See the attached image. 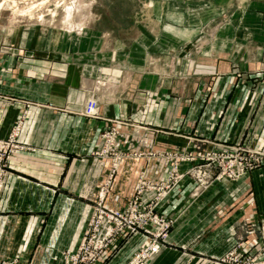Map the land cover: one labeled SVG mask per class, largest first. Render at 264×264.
<instances>
[{
	"label": "crops",
	"instance_id": "0c3cea01",
	"mask_svg": "<svg viewBox=\"0 0 264 264\" xmlns=\"http://www.w3.org/2000/svg\"><path fill=\"white\" fill-rule=\"evenodd\" d=\"M157 10L151 27L139 24L135 14V35L128 41L101 32L83 45L82 55L67 48L60 58L18 42L0 54V138L19 122L16 141L23 146L6 161L0 264H61L63 254L76 248L111 166L110 159L95 155L107 120L119 122L121 133L123 158L103 200L116 211L134 195L139 174L164 178L166 155H198L197 148L214 150L217 144L264 150V8L239 9L203 41L197 36L217 16L216 8L170 13L162 4ZM91 95L98 99L95 116L83 113ZM255 171L264 172V166ZM254 180L248 173L229 185L217 182L208 192L243 195L250 186L264 191V182ZM191 189L185 183L183 191ZM223 201L228 199L214 205ZM207 202L175 192L163 211L175 215L168 246L151 264L225 254L236 243L235 221L258 222L264 213V198L255 200L253 214L243 209L244 200L242 214L230 211L205 232L201 223L212 220L214 210L199 214ZM137 242L135 237L121 248L124 258L117 264L135 254ZM258 248L255 237L247 236L243 252ZM108 259L103 264H115Z\"/></svg>",
	"mask_w": 264,
	"mask_h": 264
},
{
	"label": "rangeland",
	"instance_id": "374dc122",
	"mask_svg": "<svg viewBox=\"0 0 264 264\" xmlns=\"http://www.w3.org/2000/svg\"><path fill=\"white\" fill-rule=\"evenodd\" d=\"M74 1H80L81 8L75 10L71 19L66 21L64 19L66 7L72 6ZM162 4H164L165 7L170 8V13L172 11L176 12L175 10H177V8H186L187 10H190L189 12H192L193 9H196L197 7L207 6L216 8L217 16L210 23L204 24L201 27L202 32H200V35L197 36V38L202 39V41L209 39L212 30L216 27H222V25L226 23L225 20L227 17L230 18L232 13L237 12L239 9L246 7L252 10L257 6H259V8H264V0H0V54L8 51L9 44H16L18 42V45L20 46L32 47L33 45H38L41 49H43V52L48 53L49 51H52V53L58 55L60 58H63L65 54H69L67 53V48H71V50L73 48L75 54L82 55L81 48L83 45H87L90 39L92 41L94 36L97 37L98 33L101 32L103 34L110 33L120 37L122 40L128 41L135 35V29L133 27V21H136L135 14L137 12L139 13L137 16L139 24L151 27L154 21H156L154 17H157L155 16L157 14L155 9H161ZM247 12L251 13L253 11L248 10ZM169 19L173 22L177 21V17H173V15H170ZM77 24H81L82 26V33L80 34L73 31ZM94 98L97 99L96 97ZM120 137L121 133L119 131L118 139ZM116 145L119 149L118 143H116ZM239 145L241 146L242 144ZM244 147L246 148V146ZM197 149L199 151L198 155H204L213 151L201 150L200 148ZM248 149L258 151L264 161V150H256L252 148ZM119 151L121 150L119 149ZM182 154L184 155L187 153H178V155ZM122 158L123 157L121 155V160ZM166 158L169 160V169L164 178L160 180H150L146 178L145 174L141 173L138 176L136 191L134 193L135 195L137 191H142V193L145 192L144 196H147L152 193H154V195H156V193L161 194L162 190L166 192L169 190L165 194V197L162 198L163 202H161L157 207L158 215L169 221L170 224L167 229L166 248L168 246L169 232L171 231L172 225L175 221V215L171 213L165 214L163 211L166 208L169 199L173 197L175 192L182 191L184 198L189 201H193L197 198L208 201L207 206L202 207L199 214L209 211L211 206L214 207V210L212 211L213 219H207L201 223V225L206 228L205 232L213 230L216 225H220L219 222L221 218L228 215L230 211H233L236 215L239 212L242 214L243 207L241 204L244 200L245 206L243 209H246L248 214L255 213L254 211L258 209L256 206H253L255 200L258 198H264V191L253 190L251 186L250 189L244 192L243 195H241L240 192L226 195L227 192L225 189L212 190V192H208L209 188L217 182H225L229 185L244 176L243 175L238 179H234L228 175V171L223 169L221 165L211 171L212 175L210 177L206 176L208 172L205 171L206 174L201 178V185L196 178L188 175L185 176L184 179H181V181L179 180L178 171L184 170L180 168L181 163L184 162L175 161L167 155ZM174 165H176V171L172 172L171 170ZM187 168H189V166ZM248 173L254 174L255 185L262 184V182H264V172L253 170ZM114 175L110 181L107 193L110 191L112 186ZM104 182L102 184H104ZM185 183L191 184L192 189L183 191ZM101 185L99 186V192ZM163 186L166 188L164 189ZM134 195L132 197H134ZM211 195L212 202L210 203ZM221 198L228 199V201L221 202V206L214 205L215 202ZM106 207L108 209H112L108 206ZM94 208H96L95 205L92 208L91 214ZM263 214L264 213H261V216ZM246 220H248V223H245ZM259 220L257 222L255 219L246 218L243 221H235L234 231L236 243L234 247L242 245L240 247L242 251L247 236L255 237L259 246H261L262 243L260 241ZM136 240H138V251L139 246L145 240V237L138 236ZM226 253L218 256H191V259H186L185 262L179 263L193 264L194 261V264H226V262H224ZM158 255L147 264L154 262L156 258L159 257ZM189 256L190 255L185 254V257ZM122 258H124V255H117L112 259V261L116 260L115 264H117L122 261ZM177 258V256H173L171 259L160 261L159 264H178Z\"/></svg>",
	"mask_w": 264,
	"mask_h": 264
},
{
	"label": "built area",
	"instance_id": "2783aa9c",
	"mask_svg": "<svg viewBox=\"0 0 264 264\" xmlns=\"http://www.w3.org/2000/svg\"><path fill=\"white\" fill-rule=\"evenodd\" d=\"M96 104L97 99L94 98V95H91L87 100L83 113L89 116L97 115ZM107 121L109 124L100 134L95 155L111 160L109 174L104 184L101 185L95 202L96 208H94L87 221L78 245L72 252L63 254L61 264H103V257L105 256L109 257L107 262H110L118 255L125 244L138 236L145 237V240L140 244L138 251L125 264L150 263L155 256L166 249L167 229L170 224L169 221L158 215L157 207L163 202L162 198L165 197V194L169 191L168 189L167 192L162 190L161 194L156 193L154 195L152 193L147 196H144L145 192L137 191L122 211L108 209L104 205L103 200L109 189L110 181L121 160V152L116 145L120 123L113 120ZM19 129L20 123L16 122L9 134L5 138H0V197L8 175L6 161L11 153L23 149V146L16 141ZM260 155L258 151L250 150L239 144H217L216 149L204 155L187 153L184 155L171 154L168 157L178 162L192 164L189 168L178 171L179 180L188 175L196 178L201 185V178L206 172H208L206 176L210 177L212 175L211 171L220 165L234 179L260 169L264 164ZM171 171H176V165L173 166ZM163 188L166 187L163 186ZM247 221L245 223H248ZM259 222L261 246L252 253L241 251L240 247L242 245L234 247L226 253L224 259L226 264H264V214ZM114 243L121 244L115 251L112 250Z\"/></svg>",
	"mask_w": 264,
	"mask_h": 264
},
{
	"label": "bare ground",
	"instance_id": "6f19581e",
	"mask_svg": "<svg viewBox=\"0 0 264 264\" xmlns=\"http://www.w3.org/2000/svg\"><path fill=\"white\" fill-rule=\"evenodd\" d=\"M81 8V3L80 1H74L73 5L70 7H66V14H65V20L69 21L74 13L75 10H78ZM71 23V22H70ZM71 25V24H70ZM75 33L80 34L82 31V26L81 24H77L75 29L73 30Z\"/></svg>",
	"mask_w": 264,
	"mask_h": 264
}]
</instances>
